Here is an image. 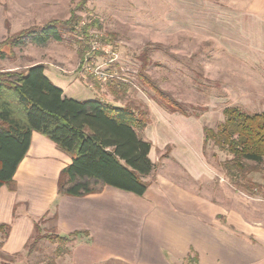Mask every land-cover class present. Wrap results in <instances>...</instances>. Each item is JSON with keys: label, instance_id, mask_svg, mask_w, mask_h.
<instances>
[{"label": "crops", "instance_id": "crops-1", "mask_svg": "<svg viewBox=\"0 0 264 264\" xmlns=\"http://www.w3.org/2000/svg\"><path fill=\"white\" fill-rule=\"evenodd\" d=\"M72 1L0 0V42L53 20ZM240 9L226 16L239 83L227 81L225 95L228 106L264 113V0H242ZM155 116L142 131L155 164L143 176L149 184L143 195L109 185L84 196L60 194L59 175L72 157L33 132L15 188L0 187V224L11 226L7 236L0 233L3 252L25 251L35 222L44 218L45 227L69 239L56 264H264V205L245 204L228 178L203 158V122L165 110Z\"/></svg>", "mask_w": 264, "mask_h": 264}, {"label": "rangeland", "instance_id": "rangeland-1", "mask_svg": "<svg viewBox=\"0 0 264 264\" xmlns=\"http://www.w3.org/2000/svg\"><path fill=\"white\" fill-rule=\"evenodd\" d=\"M241 1L73 0L53 19L66 20L74 10L75 19L62 28L63 40L16 47L12 57L0 59V71L25 70L41 63L46 75L68 97L88 100L100 96L123 105L134 104L152 120L155 112L167 110L146 86L144 77H149L196 113L180 114L200 119L204 129H217L225 122L224 108L231 105L225 95L226 83H239L232 65L234 32L226 16L241 13ZM235 62L238 66L239 61ZM110 82L118 86L122 99L116 100L110 93ZM203 158L228 178L245 204L251 208L257 203L264 205V163L253 164L258 169L244 178H232L223 166L232 154L209 142L204 143ZM41 226L42 234L49 238L39 243L40 247L11 256L0 244V264H49L55 260V250L67 243L54 236L50 224Z\"/></svg>", "mask_w": 264, "mask_h": 264}, {"label": "trees", "instance_id": "trees-1", "mask_svg": "<svg viewBox=\"0 0 264 264\" xmlns=\"http://www.w3.org/2000/svg\"><path fill=\"white\" fill-rule=\"evenodd\" d=\"M74 16L71 10L66 20H51L9 35L0 42V59L12 57L14 48L28 43L44 46L49 41L63 40L62 28ZM45 70L44 64L37 63L25 70L0 71V187L15 188V173L27 155L33 132H39L72 157V163L59 175L60 194L84 196L109 185L143 195L149 186L143 176L155 168L149 156L152 143L142 136L150 122L148 112L134 104L116 106L101 99L68 97ZM144 79L164 109L188 116L196 114L149 77ZM107 85L116 100L122 99L117 85ZM223 113L225 122L217 129L205 127L204 143L212 142L221 151L232 154L233 158L223 166L229 177L244 178L258 169L253 164L264 163V113H247L236 106L226 107ZM44 221L41 218L35 222L27 244L30 252L38 248L41 240L49 238L42 234ZM10 229L9 224H0V233L5 236ZM54 236L69 242L67 237L56 233ZM65 248L60 246L56 255L65 253ZM49 264H56L55 260Z\"/></svg>", "mask_w": 264, "mask_h": 264}]
</instances>
